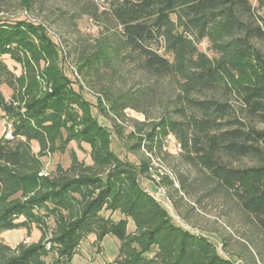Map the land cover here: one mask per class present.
Segmentation results:
<instances>
[{
  "label": "trees",
  "instance_id": "trees-1",
  "mask_svg": "<svg viewBox=\"0 0 264 264\" xmlns=\"http://www.w3.org/2000/svg\"><path fill=\"white\" fill-rule=\"evenodd\" d=\"M255 2L254 8L251 0H104L100 15L117 36L100 43V66L124 53L141 80L167 79L177 86L174 105L164 112L171 114H163L156 127L172 133L189 159L232 192L264 232V129L255 126L264 125V0ZM204 43L212 56L200 49ZM62 56L40 25L0 19V110L12 137L0 139V234L54 222L49 250L46 238L15 248L1 244L0 264H69L90 234L119 241L116 264H234L204 235L175 225L136 181L132 165L115 156L109 129L73 88ZM6 57L20 66L19 74ZM2 86L11 89L8 100ZM152 88L141 86L119 99L102 95L114 113L139 111L154 101ZM70 142L88 145L92 165L72 152L68 170L39 176L41 158ZM243 158L254 164L231 167ZM105 210L130 218L138 233L130 237L126 218L112 221L101 214ZM51 253L55 260L48 263Z\"/></svg>",
  "mask_w": 264,
  "mask_h": 264
},
{
  "label": "rangeland",
  "instance_id": "rangeland-1",
  "mask_svg": "<svg viewBox=\"0 0 264 264\" xmlns=\"http://www.w3.org/2000/svg\"><path fill=\"white\" fill-rule=\"evenodd\" d=\"M103 1L33 0L29 7H23L20 0H0V19L20 18L38 24L59 46L63 55V72L72 81L73 88L90 104L92 116L109 129L112 152L132 165L136 181L167 210L175 225L204 235L219 255L234 264H264V232L258 226V220L243 209L232 192L218 187L196 161L189 159L172 133L156 127L165 110H170L174 105L177 86L170 87L167 79L158 82L141 80L130 69V59L127 58L125 62L124 53L110 56L108 63L100 66V43L105 38L112 40L117 36L115 29L111 31V26L100 15ZM251 4L256 7L255 0H251ZM260 9L258 13L263 10ZM207 47V43H204L200 49L212 56ZM96 52L97 56L92 57ZM5 59L8 66L19 74L20 66L7 57ZM141 86L147 91L155 87V99L151 104L139 107V111L126 107L120 113H114L102 95V92L107 96L111 93L113 98L119 99L118 96L123 93L134 95ZM1 92L7 100L11 96V89L7 86H2ZM230 101L237 104L233 98ZM167 114L171 113L164 115ZM255 126L264 129L262 123L255 122ZM9 130V121L0 110V139H6ZM62 135L65 136V131H62ZM31 148L34 153L38 152L36 143H31ZM72 152L85 166L92 165L88 145L70 142L63 151L57 150L41 158L43 170L39 176L46 177L68 170ZM253 164L254 161L248 158L230 163L233 168ZM101 214L112 221L126 218V233L130 237L138 233L134 222L119 211L105 210ZM53 228V219L48 218L46 227L30 225L28 230L5 231L0 234V245L15 248L22 243L29 246L46 238L45 250H49L47 239ZM118 248L116 238L108 235L102 241H97L95 235L90 234L80 242L69 264H116ZM54 260L52 253L45 258L48 263Z\"/></svg>",
  "mask_w": 264,
  "mask_h": 264
},
{
  "label": "built area",
  "instance_id": "built-area-1",
  "mask_svg": "<svg viewBox=\"0 0 264 264\" xmlns=\"http://www.w3.org/2000/svg\"><path fill=\"white\" fill-rule=\"evenodd\" d=\"M11 138H12L11 137V131L9 130L6 132V139H11Z\"/></svg>",
  "mask_w": 264,
  "mask_h": 264
}]
</instances>
